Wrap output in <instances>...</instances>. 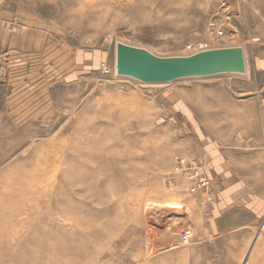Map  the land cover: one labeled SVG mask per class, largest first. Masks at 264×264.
I'll list each match as a JSON object with an SVG mask.
<instances>
[{
  "label": "rangeland",
  "instance_id": "374dc122",
  "mask_svg": "<svg viewBox=\"0 0 264 264\" xmlns=\"http://www.w3.org/2000/svg\"><path fill=\"white\" fill-rule=\"evenodd\" d=\"M116 42L246 74L143 84ZM263 107L264 0H0V264H264Z\"/></svg>",
  "mask_w": 264,
  "mask_h": 264
},
{
  "label": "water",
  "instance_id": "95a60500",
  "mask_svg": "<svg viewBox=\"0 0 264 264\" xmlns=\"http://www.w3.org/2000/svg\"><path fill=\"white\" fill-rule=\"evenodd\" d=\"M115 54L116 75L143 84L246 74L245 55L241 47L206 49L187 56L158 57L146 49L116 42Z\"/></svg>",
  "mask_w": 264,
  "mask_h": 264
},
{
  "label": "crops",
  "instance_id": "0c3cea01",
  "mask_svg": "<svg viewBox=\"0 0 264 264\" xmlns=\"http://www.w3.org/2000/svg\"><path fill=\"white\" fill-rule=\"evenodd\" d=\"M263 109H264V107H263ZM262 134H263V137H264V110H263ZM249 206H252V205H249ZM246 207H248V206H246ZM262 209H263V212H264V205L262 206ZM245 211H246V209H245V207H243V208L237 210V214L233 213L232 216H231L233 218V219H231L232 222L234 221V223L236 222L237 224H239V222H243V221L247 220V217H246L247 213H248V215L251 216V219L253 217L255 218L256 215H259L258 212H255V211H252V210H247L246 212ZM239 214L240 215H245V217H240L239 218ZM262 215H263V218H264V213H262Z\"/></svg>",
  "mask_w": 264,
  "mask_h": 264
},
{
  "label": "built area",
  "instance_id": "2783aa9c",
  "mask_svg": "<svg viewBox=\"0 0 264 264\" xmlns=\"http://www.w3.org/2000/svg\"><path fill=\"white\" fill-rule=\"evenodd\" d=\"M207 49V48H206ZM206 49H204V48H194V47H192V46H187L186 48H185V52H184V54L182 55V56H187V55H191V54H194V53H196V52H200V51H202V50H206ZM202 180V179H201Z\"/></svg>",
  "mask_w": 264,
  "mask_h": 264
},
{
  "label": "bare ground",
  "instance_id": "6f19581e",
  "mask_svg": "<svg viewBox=\"0 0 264 264\" xmlns=\"http://www.w3.org/2000/svg\"><path fill=\"white\" fill-rule=\"evenodd\" d=\"M153 85V84H152ZM64 134V133H63ZM103 142V141H102ZM103 144V143H102ZM77 147V146H76ZM71 153H72V151H71ZM65 156V155H64ZM72 156V155H71ZM71 156H69V157H71ZM73 157V156H72ZM83 158H85V157H83ZM85 160H86V158H85ZM84 160V161H85ZM88 160V159H87ZM65 161H67V160H65ZM68 163V162H67ZM89 163H90V161H89ZM79 175V174H78ZM61 194V193H60ZM62 221V220H61ZM67 224V223H66ZM66 228H67V226H66ZM71 229V228H70ZM67 230V229H66ZM68 231V230H67ZM61 233L63 234V235H65V232H62V230H61ZM73 236V235H72ZM62 238H63V236H61ZM68 237V236H67ZM74 237V236H73ZM73 237H69L70 239H73ZM66 239V238H65ZM69 240V239H68ZM154 250V249H153ZM75 252V251H74Z\"/></svg>",
  "mask_w": 264,
  "mask_h": 264
}]
</instances>
